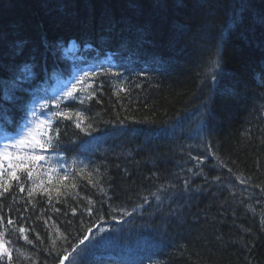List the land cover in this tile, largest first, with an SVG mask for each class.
I'll list each match as a JSON object with an SVG mask.
<instances>
[{
	"label": "trees",
	"instance_id": "obj_1",
	"mask_svg": "<svg viewBox=\"0 0 264 264\" xmlns=\"http://www.w3.org/2000/svg\"><path fill=\"white\" fill-rule=\"evenodd\" d=\"M262 20L264 0H0L9 134L78 65L71 40L77 55L116 61L90 76L91 99L60 107L84 129L57 119L65 172L0 183L11 264H60L90 228L63 264H264Z\"/></svg>",
	"mask_w": 264,
	"mask_h": 264
},
{
	"label": "snow or ice",
	"instance_id": "obj_2",
	"mask_svg": "<svg viewBox=\"0 0 264 264\" xmlns=\"http://www.w3.org/2000/svg\"><path fill=\"white\" fill-rule=\"evenodd\" d=\"M233 20L231 23H235ZM264 22V20H262ZM231 23L229 27H231ZM220 60L217 59L213 62V68L219 69ZM25 71L27 68L25 67ZM117 73H113L116 75ZM91 79L88 72H84L82 75L78 76L74 82L67 86L66 90L62 93L60 99H58L55 103V108L57 111L52 112V116L56 118H63L66 120H72L75 124L76 128H79L81 131L84 129L81 128V120L80 114L76 113L75 118L73 115L60 110L61 102L67 98L69 100H78L80 104H84L87 99H91L95 90L88 91V89L92 88L89 80ZM212 79L215 80V75L212 76ZM77 93L85 94L83 98L78 96ZM47 108V105L41 106V111H44ZM53 121L48 118H40L36 115L35 112L32 113L31 119H25L23 124H17L15 128L12 129V134H9L7 130L0 129V138H2V143H0V169L5 167V162H7V169L11 171L8 172V175L17 181L20 180V177L17 175V172H23L26 174V180L32 181L33 184L36 183L35 177H38L39 173L36 172L37 168L43 169V165L41 162L49 166L50 172H58V168H52L51 161H49L46 157V153L52 148L54 139L59 137V128H51V124ZM54 150V149H53ZM2 175V173H0ZM64 180L68 179V175L64 174L61 177ZM43 183V181H40ZM91 183V181H89ZM75 185H73L74 187ZM7 191V189H4ZM19 190L21 192L24 191L23 185H20ZM103 190V189H101ZM31 195V192L29 193ZM147 199V198H145ZM159 199V197H157ZM127 215H131L130 212L126 213ZM13 221L9 218L8 224H12ZM99 228V225H97ZM19 232L23 233L24 228H19ZM92 235V229H88V231L84 234L82 238H80L78 244L72 248L71 252L65 250V254L63 255L60 264H63V261H67L69 256L72 255V252H76L77 248H80L81 245H85L83 251L87 250L86 241H89ZM27 240V236L24 237ZM31 243V241H29ZM7 258L9 264L12 261V252L8 250L3 242H0V259Z\"/></svg>",
	"mask_w": 264,
	"mask_h": 264
},
{
	"label": "rangeland",
	"instance_id": "obj_3",
	"mask_svg": "<svg viewBox=\"0 0 264 264\" xmlns=\"http://www.w3.org/2000/svg\"><path fill=\"white\" fill-rule=\"evenodd\" d=\"M84 71L89 73L90 69L87 68ZM80 75H81L80 73H75V75L72 79L67 80L66 82L60 81L58 83V85L55 88H53V90L51 92L45 91L44 93H47V95L44 98L43 105H47V108L44 111H41V109H40V107L42 106L41 102L38 101V99H36L34 101V103L31 104V106L29 107L27 119L32 118L33 112H35L36 115L42 119L47 118L49 114H52L49 111L50 106H55L56 101L58 99H60L62 93L66 90L67 86L70 85L72 82H74L76 80V78ZM38 111L40 113H38ZM2 142H3L2 138H0V143H2ZM46 157L49 161H51L52 168H58L59 171L58 172H50L49 166L47 164H44V162L42 161L41 164L43 165V169L46 170L49 174L58 175L60 173V171L62 170V165H61V161H60L59 157H57V155L50 153V150L46 153ZM8 170H10V169H7V162H5V167L3 169H0V173H2V175H0V182L5 178L6 172Z\"/></svg>",
	"mask_w": 264,
	"mask_h": 264
},
{
	"label": "bare ground",
	"instance_id": "obj_4",
	"mask_svg": "<svg viewBox=\"0 0 264 264\" xmlns=\"http://www.w3.org/2000/svg\"><path fill=\"white\" fill-rule=\"evenodd\" d=\"M232 30H233V29H232ZM221 32H223V33L225 34V36L228 38V37L230 36V34H231L232 31H227V30L225 31V30H222ZM6 80H7V81H10V82H11V81H14V80H15V76L13 77V79H6ZM6 80H5V81H6ZM196 102H197V104L194 105L195 107L201 102V99L197 100ZM195 107H194V108H195ZM194 108H193L192 110H193L194 112H196L197 108H195V109H194Z\"/></svg>",
	"mask_w": 264,
	"mask_h": 264
}]
</instances>
